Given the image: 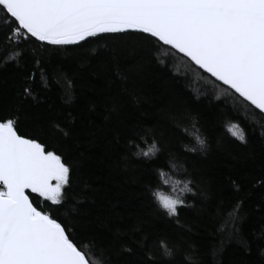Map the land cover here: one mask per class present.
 <instances>
[{"label":"trees","instance_id":"trees-1","mask_svg":"<svg viewBox=\"0 0 264 264\" xmlns=\"http://www.w3.org/2000/svg\"><path fill=\"white\" fill-rule=\"evenodd\" d=\"M8 30L0 15V56L10 48ZM139 40L136 34H106L78 47L33 38L23 45L26 56L18 66L0 60V117L14 114L18 131L33 138L55 137L53 123L70 132L53 140L50 150L60 148L73 166L63 215L93 264L101 253L112 264L131 259L120 241L139 238L134 228L178 246L200 264H264V184L256 183L264 176L262 114L169 46L142 49ZM24 86L34 98L23 97ZM172 116L194 118L207 139L206 152L185 150L196 144L174 129ZM232 123L246 132L256 127L257 135L243 145L227 131ZM149 129L163 135V149L147 164L129 155L127 145ZM187 180L194 182L195 198L181 194ZM152 192L182 195L191 207L180 209L177 223ZM237 206L239 234L229 216Z\"/></svg>","mask_w":264,"mask_h":264},{"label":"snow or ice","instance_id":"snow-or-ice-1","mask_svg":"<svg viewBox=\"0 0 264 264\" xmlns=\"http://www.w3.org/2000/svg\"><path fill=\"white\" fill-rule=\"evenodd\" d=\"M0 15L9 28L4 39L10 48L0 56L4 63L18 66L26 56L23 45L33 38L47 45L83 47L106 34H136L142 49L169 46L174 55L180 54L259 109L264 119V0H0ZM33 79L34 74L25 77L26 84ZM22 95L33 97L32 89L24 86ZM170 120L176 131L194 139L196 147L186 148L188 153L207 151V139L194 118L172 116ZM50 127L55 137L33 138L18 131L19 118L14 114L0 117V264H93L90 250L76 240L63 215L73 166L58 154L60 148L50 150L53 140L70 132L55 123ZM227 131L246 145L258 129L246 132L232 123ZM259 138L264 139V124ZM127 147L129 155L150 164L163 149V135L149 129L129 139ZM256 183L264 184V176ZM180 191L193 198L197 195L191 180L183 182ZM31 194H36L35 202ZM151 194L177 223L180 209L191 207L182 195ZM41 199L51 205H42ZM229 216L235 229L238 206ZM132 231L139 238L120 241L122 252L131 257L124 264H200L190 253L154 240L141 228ZM241 243L250 249L247 241ZM259 254L264 257V248ZM98 259L99 264H112L102 253Z\"/></svg>","mask_w":264,"mask_h":264},{"label":"water","instance_id":"water-1","mask_svg":"<svg viewBox=\"0 0 264 264\" xmlns=\"http://www.w3.org/2000/svg\"><path fill=\"white\" fill-rule=\"evenodd\" d=\"M258 111H260L259 109H257Z\"/></svg>","mask_w":264,"mask_h":264}]
</instances>
